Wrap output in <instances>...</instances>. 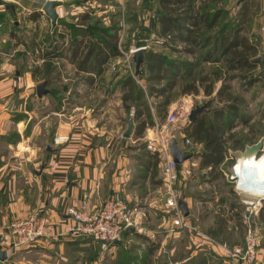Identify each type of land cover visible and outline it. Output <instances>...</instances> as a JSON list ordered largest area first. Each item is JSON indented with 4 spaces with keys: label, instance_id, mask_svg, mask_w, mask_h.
<instances>
[{
    "label": "crops",
    "instance_id": "0c3cea01",
    "mask_svg": "<svg viewBox=\"0 0 264 264\" xmlns=\"http://www.w3.org/2000/svg\"><path fill=\"white\" fill-rule=\"evenodd\" d=\"M48 1L0 0V253L6 254L0 264H163L158 258L164 246L157 235L168 233L166 236L173 240L168 251L176 254L182 234L175 227L177 216L183 219L188 235L180 263L208 264L211 254L228 257L234 245L244 244L251 218L255 220L250 215L251 205L245 201L248 198L231 193L242 188L231 179H223L227 172L219 167L214 178L211 167L202 163V150L197 157L181 150L191 157L179 163L178 180L172 186H162L161 166L143 147L155 136L156 127L148 125L137 133L146 113L152 115L155 124L160 121L154 115L162 111L161 96L150 86L139 84L148 105L142 102L135 110L128 103L134 91L129 77L138 75L131 74L127 65L134 62L129 50L146 45L150 49L156 38L169 35L162 29L161 15L177 12L184 5L173 1L166 5L165 0H56L57 18L53 22L45 11ZM237 1L236 10L241 13L251 8L248 4L252 6V0ZM220 19L221 13L215 26ZM247 19L237 21L242 26L239 32L258 44L255 58L264 64L258 41L244 33ZM201 53L204 55L203 50ZM170 60L174 62L171 70L176 72V86L182 80V67L176 68V60ZM206 75L210 77V73ZM186 79L182 80L181 92L195 78ZM199 80L195 83L197 92L182 93H216L221 97L222 77L215 79L220 83H214L209 95L201 77ZM42 82L48 92L40 96L37 87ZM164 83L161 80L160 85ZM127 95L130 98L126 99ZM182 107L187 112L191 108ZM141 109L146 113L138 117L136 111ZM131 121L132 134L125 136ZM184 134L193 139L189 131L180 132L179 148L181 142L184 144ZM198 143L203 146L198 141L194 145ZM195 167L207 173L206 180H197ZM227 169L230 172V167ZM117 191L135 209L136 223L105 253L95 240L63 231L70 220L66 214L69 204L86 197L95 208ZM181 200L189 210L187 215ZM33 212L46 216L54 235L14 248L9 223ZM259 247L264 255V236Z\"/></svg>",
    "mask_w": 264,
    "mask_h": 264
},
{
    "label": "rangeland",
    "instance_id": "374dc122",
    "mask_svg": "<svg viewBox=\"0 0 264 264\" xmlns=\"http://www.w3.org/2000/svg\"><path fill=\"white\" fill-rule=\"evenodd\" d=\"M252 6L248 4L246 11H243L242 13L237 9L238 1L237 0H224L222 3L216 2V0H196V6H205L206 10H219L221 13V21H219V24H217L213 29L207 30L204 29V32L206 34H216L221 33L223 30L227 32H231V30L235 29L238 25L237 21L242 20L245 17H248L247 19V27L244 31V33H249L251 36H254L256 41H258L262 52L264 51V0H252ZM244 10V9H243ZM169 12V11H168ZM171 12H173L171 10ZM174 14V13H173ZM225 23V24H222ZM239 22V21H238ZM171 36V37H170ZM152 36H149L147 39L150 40V43L153 41ZM177 37H173L171 33L169 35H166L165 38H156L151 44L150 49H146L148 53L146 54V59L144 61V64L142 66V69L138 75H135L136 78L133 76V87L135 84L137 85H143L145 88H149L151 84H156L157 81L152 79V70L148 67L147 57L149 56V52L152 51L155 54H158L159 56H165L168 60L171 58H174L176 60L175 62L179 65V67H182L180 75L181 79L185 80H192L198 78L196 82L200 81V77L206 75L207 73L211 74V71L213 69H218L222 74V83H224V73L225 68L221 62L215 63L214 61H203L201 49L198 47H194L193 45H190L186 42H182L179 39H176ZM149 46V45H148ZM147 45L145 46V48ZM193 50V51H192ZM129 56L131 55L129 50ZM133 54V53H132ZM264 54V53H262ZM133 59V57H132ZM134 61V59H133ZM156 63V60H155ZM127 65L129 66V69L131 68V74L135 73V61L133 63L128 62ZM128 73L130 71L128 70ZM127 73V74H128ZM129 75V74H128ZM212 78H214V75H211ZM138 78L140 80H138ZM220 78V77H219ZM182 80H179L175 88H173L171 93V104L168 106V111L166 114L163 115V111L156 112L154 116H157V118L160 120L158 123L162 124L167 120L168 114L172 111H178L177 119L176 121L171 125V129H174L180 136V132H185L190 130V118L189 114L191 111V108H195L196 105H203L205 106L206 113L210 114L211 111L214 108H220L226 105V103L233 102V98L236 96L242 100L240 103V110L243 111L244 116L247 119V122L244 121H238V123L235 124L234 128L231 130V133L226 132V136L228 137V140L226 142L227 145V151H226V160L223 161V163L219 166V170L227 172V175H225V178L232 181L233 184L240 187L239 185V179L234 176L231 169L236 165V152L238 150H245L247 145H252L254 143H258L260 141L263 142V145L261 149L258 150L257 158H260L264 155V83L258 82L255 84H252L251 86H246L244 88L243 85H241V81L238 78H228L225 79V95L223 97H217L216 93H213L210 96L207 95H199L194 96L191 94L185 95L181 92V86H182ZM165 82V80H163ZM216 82V81H215ZM214 82V83H215ZM220 83V81H217L216 84ZM160 84V83H159ZM206 84V83H205ZM139 85L138 89L137 86L134 87V91L132 93V99L128 101L130 105L133 106V108L136 110L138 107H142V102L147 104V99L145 98L144 94V88H142ZM215 85V84H214ZM222 86V84H221ZM131 85V88H133ZM231 94V95H230ZM228 95L233 96L232 99L228 100ZM141 96V97H140ZM230 97V98H231ZM151 98V97H150ZM153 98V97H152ZM155 99V97L153 98ZM159 100L161 98L159 97ZM185 105L186 109L182 107V105ZM129 105V106H130ZM148 105V104H147ZM132 109V114L135 113V110ZM170 111V112H169ZM203 111V110H201ZM238 120V119H237ZM155 125V126H154ZM153 126L156 127L157 123ZM152 126V127H153ZM230 134H233L230 137ZM181 142V141H180ZM195 141L193 140V144H187L184 142H181L180 150H184L186 152H189L193 154V156L197 157V152L200 150H203V146L198 143L197 145H194ZM157 163L161 166L160 171V178L159 182L162 186H170L166 184L163 174V164L164 159L160 157V160L157 161ZM227 167H230V172L228 171ZM195 172V173H194ZM218 172V171H217ZM215 172V173H217ZM219 173V172H218ZM246 174H250L249 170L246 169ZM194 176H196L197 180H206L207 173L204 171H201L197 169L196 167L193 170ZM213 177H216V174L213 175ZM189 180V179H188ZM241 188V187H240ZM163 190L167 191L166 188L163 187ZM166 193V192H165ZM235 195L239 197H247L248 199H245L246 203L251 205L250 208V215L255 216V220H252L251 218V224L253 228L255 229L256 234H258V242L260 245V239L263 240L264 236V207H261L264 204V195L257 193L256 191H245V189L242 187V189L236 190ZM244 197V198H245ZM173 204V203H172ZM163 205H168L167 203ZM178 207V202H177ZM263 209V210H262ZM262 210V211H261ZM171 212L173 210H170ZM253 221V222H252ZM185 223L183 225H175V227L179 230H182V234L178 239V244H176L177 253L175 254L172 251L169 250V245H173V240H169V238L166 236L168 233L161 232L159 235L161 240V244L164 246L162 248V252L159 256V261L163 264H171L178 263V264H188L187 262L180 263V259H184L185 257V248L184 243L187 239L188 235L186 234L185 229ZM160 229H163L164 227H159ZM167 228V227H166ZM247 232V231H246ZM247 234V233H246ZM261 237H260V236ZM155 236V238L157 237ZM154 238V239H155ZM158 240V238L156 239ZM260 249V247H259ZM259 250V254H260ZM211 253V252H210ZM263 255V252H261ZM229 259L227 260V258ZM228 257H222L218 256L214 257L210 256V262L208 264H234V260L230 257V252L228 254ZM260 258V256H259ZM201 258H198L200 261ZM261 259V258H260ZM176 261V262H175ZM261 264H264V255L262 256V259L260 260Z\"/></svg>",
    "mask_w": 264,
    "mask_h": 264
},
{
    "label": "trees",
    "instance_id": "16d2710c",
    "mask_svg": "<svg viewBox=\"0 0 264 264\" xmlns=\"http://www.w3.org/2000/svg\"><path fill=\"white\" fill-rule=\"evenodd\" d=\"M171 1L184 5V7L177 12L169 11L161 15L163 21L162 29L164 32L171 33L173 37H177L176 39L185 41L194 47L202 48L204 54L202 56L204 59L214 61L221 60L225 68L223 76L225 79L226 77L238 78L244 88L254 83H264V64L262 63V59L255 58L258 52V44L252 42L247 35L239 32L242 28L241 24H238L231 32L224 30L222 33L206 34L204 29L211 30L215 27L220 16L219 11L206 10V5L204 8L203 6H196V0H165L166 5ZM147 62L149 69L153 72L151 76L152 79L156 80L158 83L151 84L150 89L154 90L156 95L161 96L159 107L160 110L165 111L166 106L171 102V93L176 84L174 76L176 72L171 70L174 62L152 51L149 52ZM175 67L180 68L177 63H175ZM171 73H173V76L170 75ZM211 75H214V78H212ZM219 77H222V74L218 69H213L210 77L208 75L201 77L203 84L206 83L204 84V91L206 94L209 95L214 91L215 79ZM131 79L132 77L130 76L129 84L132 83ZM225 79L218 91V95L221 97L226 94ZM161 80H165L163 85L159 84ZM194 80L186 83L182 89L183 93L198 91ZM131 85L133 87V84ZM230 97L231 96L228 95L227 99L230 100L233 98V96ZM238 97L236 96L233 98V102L228 101L223 107L214 108L210 114L204 111L200 112L198 117L190 122V128H188L190 130L189 133L195 141L203 143V150L200 153L203 158L202 163L205 166L211 167L210 171H212V174H218L217 168L226 158V142L228 140L226 132L231 133L235 124L238 123L237 119L247 122L243 111L240 110V103L242 100ZM127 98H130V96L127 95L126 99ZM136 112L138 117L146 113L144 109ZM154 124L155 121L152 115L146 113V117L141 119L138 123L137 133H142L145 127ZM232 135L233 134H230V137ZM143 147L147 148L146 142L143 143ZM151 154L155 156L156 162L160 160L158 152L151 151Z\"/></svg>",
    "mask_w": 264,
    "mask_h": 264
},
{
    "label": "built area",
    "instance_id": "2783aa9c",
    "mask_svg": "<svg viewBox=\"0 0 264 264\" xmlns=\"http://www.w3.org/2000/svg\"><path fill=\"white\" fill-rule=\"evenodd\" d=\"M139 48L141 47L131 48L130 53L132 54ZM177 112H171L164 123H158L155 136L146 140L147 148L158 152L159 156L164 159V179L170 186L179 177V163L172 158L170 151L172 141H179V134L171 129V125L177 119ZM57 138L64 139L63 137ZM183 140L187 144H193V139L187 134H184ZM66 214L70 220L66 222L63 231L76 237L95 240L99 243L102 253L119 242L124 233L136 223L135 209L118 191L95 208L90 206L88 198H81L66 207ZM174 223L184 224L180 216L176 217ZM8 232L10 243L14 248H22L41 237L54 235L46 216L39 212L14 218L8 225ZM229 252L231 259L235 261L234 264H261L258 237L252 224L248 225L244 244L234 245Z\"/></svg>",
    "mask_w": 264,
    "mask_h": 264
},
{
    "label": "water",
    "instance_id": "95a60500",
    "mask_svg": "<svg viewBox=\"0 0 264 264\" xmlns=\"http://www.w3.org/2000/svg\"><path fill=\"white\" fill-rule=\"evenodd\" d=\"M57 4H58V2L56 0H49L45 6V11L52 18L53 22H55L56 18H57V13L55 10V7ZM145 52H146L145 47H141V48H139L133 52V59L135 61V72H136V74H139L141 69H142V66H143L144 61H145ZM263 62H264V58H263ZM37 90H38L37 93L40 96L47 93L48 90L46 89L45 82L39 83ZM201 110H206L205 106L202 105V106H197V107L193 108L189 114V118L191 120H195L197 118L198 112ZM133 128H134V124L131 121V122H129L128 128L125 132V136H131ZM262 145H263V142L260 141L258 143L252 144L251 146H253L255 148L256 152L258 153V150L261 149ZM170 151H171L172 158L178 163H182L184 160L191 157V154L183 153L180 150L177 140L172 141V143L170 145ZM180 206L183 210V214L187 215L189 210H188L187 206L183 203L182 200L180 201ZM0 255H1V259H4L6 257V254L4 252L0 253Z\"/></svg>",
    "mask_w": 264,
    "mask_h": 264
},
{
    "label": "bare ground",
    "instance_id": "6f19581e",
    "mask_svg": "<svg viewBox=\"0 0 264 264\" xmlns=\"http://www.w3.org/2000/svg\"><path fill=\"white\" fill-rule=\"evenodd\" d=\"M236 159L231 171L238 177L240 187L264 195V155L257 158L255 148L248 145L245 150L236 152ZM246 169L250 174L245 173Z\"/></svg>",
    "mask_w": 264,
    "mask_h": 264
}]
</instances>
